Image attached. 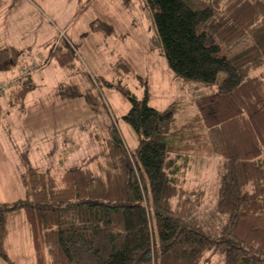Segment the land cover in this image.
<instances>
[{
    "label": "trees",
    "instance_id": "1",
    "mask_svg": "<svg viewBox=\"0 0 264 264\" xmlns=\"http://www.w3.org/2000/svg\"><path fill=\"white\" fill-rule=\"evenodd\" d=\"M144 1L170 70L210 89L195 96L194 115L169 129L173 103L159 110L147 103L146 88L137 99L117 85L130 103L122 118L138 135L134 152L110 124L97 141L94 168L27 167L20 176L24 197L0 199L5 264H17L4 251L5 217L20 212L32 234L33 264H200L208 249L223 253L222 264H264V0ZM241 41L247 44L232 55L220 54V43ZM69 45L63 40L52 52L65 68L73 67ZM23 53L0 45V71ZM219 71L224 76L217 81ZM0 83L6 84L0 92L8 91L19 107L34 87L29 72ZM71 88L58 93L77 97ZM198 155L221 161L215 211L226 221L218 236L192 221L198 201L183 186L190 159Z\"/></svg>",
    "mask_w": 264,
    "mask_h": 264
},
{
    "label": "rangeland",
    "instance_id": "2",
    "mask_svg": "<svg viewBox=\"0 0 264 264\" xmlns=\"http://www.w3.org/2000/svg\"><path fill=\"white\" fill-rule=\"evenodd\" d=\"M30 2L34 7L20 0L15 4L10 0L0 2V43L25 52L8 71H0V81L9 74L18 76L32 62L38 63L37 68L29 71L34 87L27 94V112L19 114L13 105H2L0 170L22 166L26 171L32 165L40 170L60 171L76 164L94 168L100 157L97 141L106 137L110 124L134 152L138 135L122 118L130 103L117 85L125 86L137 99H142L146 88L147 103L159 110L173 103L169 129L197 112L195 96L210 86L176 78L155 44V26L144 0ZM63 40L71 41L73 47L69 45L73 49L72 68H60L52 56L56 48L63 47ZM208 40L217 42L211 35ZM246 44L247 41H241L229 47L220 43V54L230 56ZM223 76L224 72L219 71L217 81ZM62 82L72 84L71 90L77 97L70 98V103L63 101L43 110L44 105L51 104L56 83ZM62 87L58 85L56 90ZM85 95L92 102H86ZM6 96L7 92H0V98L5 100ZM31 107L39 110L41 117L33 118ZM63 111L64 118L60 114ZM65 138L67 143L61 146L60 141ZM60 158L64 161L61 165ZM190 160L183 186L198 201L192 221L208 235L218 236L226 221L225 214L215 211L221 161L202 155ZM3 178L9 180L11 175ZM13 183L16 189L1 183L0 189L11 194L16 190L13 200L24 197L26 188L20 177ZM23 214L6 215L3 247L15 263L33 264L32 234ZM199 263L222 264L223 253L205 250Z\"/></svg>",
    "mask_w": 264,
    "mask_h": 264
},
{
    "label": "crops",
    "instance_id": "3",
    "mask_svg": "<svg viewBox=\"0 0 264 264\" xmlns=\"http://www.w3.org/2000/svg\"><path fill=\"white\" fill-rule=\"evenodd\" d=\"M8 1H9V0H0V2H3V4L7 3ZM18 1H19V0H10V2H12V4L17 3ZM20 1H24V2L28 3V5H31V6L33 5L32 2H30V0H20ZM32 7H34V5H33ZM0 23H1V21H0ZM68 38H69V37H68ZM69 40H70V39H69ZM70 42H71V41H70ZM0 45H4V44L0 43ZM5 46H7V45H5ZM9 46L14 47V45H9ZM24 54H25V52L23 53V55H24ZM23 55H22V56H23ZM55 61H56V60H55ZM56 63H57V62H56ZM57 64H58V63H57ZM58 66H59L60 68H65V67L60 66L59 64H58ZM14 77H15L14 75L9 74V75H8L7 77H5V78L11 79V78H14ZM30 79H31V77H30ZM64 83H65V84H68V82H67V83H66V82H62V84H60V83H56L54 93L52 94L51 104H47L46 107H45V105H44L43 110H47L48 108L53 107V106L56 107L58 103H61V102H63V101H65L66 103H70V98H67V97H63V96H61V95L58 93V92H59V89L56 90V88H57L58 85H60V86L62 87L63 85H65ZM32 90H33V88L30 89V90L26 93V95L24 96V99H23V102H22V104H21V107H19L17 103L12 102V98H11L9 92L6 91V92H7L6 99L3 100L2 98H0V121H3V120H2V119H3V115H2V113H1L2 105H4L6 108H8L7 104H11V105H13V106L16 108V110H17V112H18L19 114L27 112V106H26V105H28L27 94L30 93ZM49 105H51V106H49ZM38 111H39V110L34 109V108L31 107V112H32V117H33V118L38 119V117H41L42 114H39ZM62 113H63V114H62ZM60 114L62 115V118L65 117L64 111L61 112ZM60 142H61V146H63V144L67 143V139H66V138H65V139H62ZM58 163H59V162H58ZM31 166H32V165H31ZM33 167H35V166H33ZM36 168H37V167H36ZM4 169H5V170L7 169V170H6V171H4V170H0V176H1V178H0V183H1V184H10V185H11V188L16 189V188H15V185H14L13 182L16 181L18 177L21 176V173H22V172H24L23 167H22V166H20L19 168H16V166H15L14 168H11V167H4ZM7 175H11V178H10L9 180H6V179L3 178L4 176H7ZM16 193H17L16 190L14 191L13 194H11V192H8L6 189L3 190V191H2V189H0V194H1L0 199H1V200H4V201H12L13 199H11V198H12V196H13L14 194H16ZM20 214H23V212H20ZM23 215H24V214H23ZM25 221H26V220H25ZM2 263H4V262L0 259V264H2ZM4 264H5V263H4Z\"/></svg>",
    "mask_w": 264,
    "mask_h": 264
},
{
    "label": "built area",
    "instance_id": "4",
    "mask_svg": "<svg viewBox=\"0 0 264 264\" xmlns=\"http://www.w3.org/2000/svg\"><path fill=\"white\" fill-rule=\"evenodd\" d=\"M37 67H38V63L36 64V63L32 62V65L31 66H29L27 68H22L19 71V75H23L25 73H28L29 71H31V70H33V69H35ZM5 86H6L5 83H0V91L3 90V89H5Z\"/></svg>",
    "mask_w": 264,
    "mask_h": 264
}]
</instances>
